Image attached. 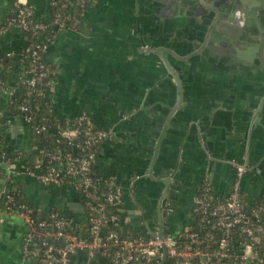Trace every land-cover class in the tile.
I'll use <instances>...</instances> for the list:
<instances>
[{
    "label": "crops",
    "instance_id": "1",
    "mask_svg": "<svg viewBox=\"0 0 264 264\" xmlns=\"http://www.w3.org/2000/svg\"><path fill=\"white\" fill-rule=\"evenodd\" d=\"M14 1L0 0V50L19 53L24 35L6 25ZM23 1L35 16L49 15L50 0ZM213 2L222 7L237 3L240 10H222L218 18L223 33L237 32V37L228 41L213 34L212 47L198 52L193 51L202 41L207 19L198 0H89L79 27L58 28L44 52L56 70L54 115L67 118L83 111L110 131L98 146L95 168L120 185L122 207L135 230L148 231L159 224L162 183L143 172L177 98L175 78L156 47L164 48L181 83L180 100L168 118L153 167L156 175H171L172 209L163 217L164 228L177 234L192 224L193 196L201 181L208 179L218 192L225 191L235 177L234 162L248 168L241 178L247 202L259 200L264 192V0ZM168 49L190 55L180 59ZM6 85H15V73ZM1 95L0 107L5 110L7 99ZM9 122L3 129H8L6 136L14 137L22 127L18 150L24 155L33 152L27 124L19 115ZM10 168L12 180L19 181L35 203L60 206L72 218L81 217V211L64 207L79 206L76 194L67 192L73 189L40 183L26 170L25 157ZM6 189L0 173V264H39L35 254L22 248L27 223L3 206ZM66 264L112 262L100 253L75 251Z\"/></svg>",
    "mask_w": 264,
    "mask_h": 264
},
{
    "label": "built area",
    "instance_id": "2",
    "mask_svg": "<svg viewBox=\"0 0 264 264\" xmlns=\"http://www.w3.org/2000/svg\"><path fill=\"white\" fill-rule=\"evenodd\" d=\"M13 6L16 7V11L13 18H7L6 25H14L20 31L26 29L30 17L35 16L32 6L23 0H15ZM53 22L58 25L63 24L59 15L53 18ZM35 26L43 28L44 24L37 23ZM2 29L0 27V31ZM47 45L46 43L42 45L37 43L36 47L46 50ZM25 50L30 51L32 55L36 53V49L31 47L30 43H26ZM4 52L7 55L18 54L12 51ZM39 65L42 66V64ZM35 69L36 66H33L27 70V78L21 74H15L14 86H7L6 82L0 84V93L7 99L16 89L18 80L33 85L36 79ZM19 116L23 117L27 125L30 123V118L25 113H21ZM10 117L7 122L10 121ZM66 119L69 125L60 129V135L67 139L74 151L58 147L48 152L40 148L39 151L46 154L36 156L34 168L26 167L28 173L44 185H65L75 191L79 204L83 207L82 215L76 219L69 215L73 221L86 218L87 228L92 234L88 239L66 230L67 220L64 216H59L57 211H51L50 217H53V220L50 222L45 219L38 220L36 224L39 227L48 225L41 233L45 239L49 237L61 239L60 243H56V245L49 243L45 248V252L54 263L66 264L70 254L78 249L86 248L90 255L100 253L109 257L112 264H159L163 256L165 259L162 264H264V250L258 245L264 239V204L251 208V212H249L247 205L238 196L241 178L248 169L247 165L233 163L235 177L231 183V192L226 197H216L217 190L212 189V183L205 179L201 191L193 196L192 211L193 221L197 222L196 228L189 229V225H187L177 234H172L169 231L163 232L162 237L157 234L158 227L152 228L154 234L143 229L136 235L120 236L115 228L107 229L108 223L115 221L117 215L106 213L105 207L107 203L122 206V189L112 175L104 172L97 174L93 170L97 156L93 143L109 137L110 131L104 127H95L89 130L88 136L77 141L80 127H91L92 119L85 112ZM43 127H38L36 130L39 131ZM18 160L19 158L13 157L4 162L5 179L11 177L9 175L10 167L15 165ZM104 184L110 189L102 190ZM262 197H264V192ZM11 198L12 195L8 193L7 188L3 206L7 212L20 214L27 223L28 231L24 237L22 248L24 253L32 254L27 245L35 230V220L30 215L31 209L27 207L20 211L11 210L5 200ZM171 209L168 197L162 203V211L166 214ZM236 230L242 233L243 238L231 240L232 234ZM182 232L187 237L185 241H181L177 237ZM219 233L222 235L216 236Z\"/></svg>",
    "mask_w": 264,
    "mask_h": 264
},
{
    "label": "trees",
    "instance_id": "3",
    "mask_svg": "<svg viewBox=\"0 0 264 264\" xmlns=\"http://www.w3.org/2000/svg\"><path fill=\"white\" fill-rule=\"evenodd\" d=\"M88 1L89 0H50L48 4L49 15L46 17H30L28 27L21 30L25 38V44L21 51L18 54L7 55L6 52L0 50V84H5L7 78L13 73L21 74L23 77L27 78V70L30 67L36 66L34 73L36 79L34 84L29 85L26 81L18 80L16 82V89L7 98L6 109L2 110L0 107V173H4L6 170L4 162L13 157L19 159L25 157L26 167L28 169L34 168L36 156L46 154L41 153L39 151L40 148H43L48 152L53 151L58 147H62L65 150H73V146L68 143L67 139L60 135V129L69 125L68 120L66 118L56 117L52 111V86L56 75L55 67L44 58L45 50L41 47H36V44H48L58 28H78L80 25L81 14L88 4ZM15 11L16 7L12 6L7 18H13ZM56 15H59V18L63 20L62 25L53 22V18ZM37 23L44 24V27L39 28L35 26ZM26 43H30L31 47L36 49L35 54L32 55L30 51L25 50ZM39 64H42V66ZM2 99L3 96L0 94V100ZM23 106H25V108H22ZM21 113H25L30 118V123L27 125V129L29 133V142L34 151L28 155H24V153L18 149L8 150L2 134L8 117L16 116ZM41 126L44 127L37 131L36 129ZM90 126L91 127L89 128H85L86 126L80 127L76 139L77 141H81L84 137L88 136L89 130L92 128L102 127L94 121L91 122ZM101 141L102 140L93 143V148L96 149V152L98 151V146ZM78 151L79 150L77 149L76 152L78 153ZM93 170L95 173L101 174L100 170L96 168H93ZM204 181L205 179L201 181L196 193L201 191ZM231 183L225 191H216V197H226L231 192ZM6 184L8 193L12 195V198L5 200L7 204L10 205L11 210L20 211L25 210L27 207L31 209L30 215L35 220V230L31 239L28 240L27 245L30 252L38 257L39 264H57L51 260V257L45 252V248L49 243H52L53 245L60 243L61 239H53L52 237L45 239V236L41 233L46 227H48V225L45 227H39L36 224V222L41 219H45L47 222L52 221L53 217H50L51 211H57L59 216L65 217L67 220L65 225L66 230L88 239L91 238L92 234L89 228H87L88 222L86 218H82L80 221H73L70 215L66 214L60 206L52 205L50 207H40L24 192L21 183L19 181H13L11 177L6 179ZM211 188L216 190L213 184H211ZM108 189L110 188L107 187V185H102V190L107 191ZM238 196L240 200L247 205L249 212H251V208L264 204V197L262 196L259 200L253 203H248L241 185L238 189ZM80 199L82 200L83 198L81 197ZM105 208L106 213H114L117 215L115 221L108 223L107 229L112 227L115 228L120 236L136 235L143 231L142 229L135 230L131 227L130 214L121 205L118 206L107 203ZM196 227V221H193L192 224L189 225V229H194ZM201 232L203 231L201 230ZM221 235L222 234L219 233L216 236L219 237ZM177 237L178 239H181V241L187 239L183 232L178 234ZM242 238V233L236 230L232 234L231 240H240ZM258 245L264 250V239H262Z\"/></svg>",
    "mask_w": 264,
    "mask_h": 264
},
{
    "label": "water",
    "instance_id": "4",
    "mask_svg": "<svg viewBox=\"0 0 264 264\" xmlns=\"http://www.w3.org/2000/svg\"><path fill=\"white\" fill-rule=\"evenodd\" d=\"M199 4H200V8L202 9V14L204 16H207L206 19V31L204 32V36L202 38V41L199 45V47L193 51V52H198L200 50L203 49V47H212V41L213 38H211L213 36V34H216L217 36H222L223 38H227L228 41H232L233 39H235L237 37V32L235 35L230 34L227 35L225 33H223L224 30L221 29V27H218V22H219V17H221L222 15V10H232V11H236L237 9L240 10V8L237 6V3L234 2V4L232 5H225L226 7H222L220 6L217 2H213V0H198ZM242 12L246 13L245 9H241ZM236 14L238 12H235ZM219 18V19H218ZM18 29V27H16ZM218 29H221V33H214L216 32ZM236 31H238L236 29ZM220 32V31H219ZM231 36V37H230ZM234 36V37H233ZM166 49V48H165ZM172 55H174L177 58L183 59L186 58L190 55V53L185 54V55H179L174 53L173 51H171L170 49H168ZM164 48L163 47H156L155 48V52L158 54V56L162 59V61L164 62L165 66L167 67L168 71L174 76L175 78V82H176V101H174V104L172 105L169 113L166 115V119L163 123L162 126H160L159 130H158V134L156 136V138L154 139V145H153V151L151 154V157L148 161V164L146 166L145 171L143 172V176H147L152 180L158 181L162 183V187L160 189L159 195H158V200H157V214H158V236L162 237L163 232H166L167 230L162 227L163 224V216L165 215V213L162 211V203L163 201L169 197V187H170V180H171V175H165V176H161V175H156L153 172V167H154V163L156 161V157L158 154V148L161 142V139L164 135V131L166 129L167 126V122H168V118L170 117V114L175 110V108L177 107L179 100H180V96H181V83H180V78L178 76L177 70L175 69V67H173V65L170 63L169 59L166 57V55L163 53ZM259 108V106H258ZM257 108V109H258ZM20 118L23 120V117L20 116ZM11 119H13V117H10V121ZM24 122V120H23ZM25 123V122H24ZM10 124V122H9ZM13 129L16 127H12ZM8 129H5L2 134L5 136V145L7 147L8 150L10 149H18V145L19 143L22 141L23 138V130L22 127H19V132L15 134L14 137H8L6 136ZM67 187V186H66ZM69 188V187H67ZM71 189V188H70ZM68 193L72 192V194H75L74 190L71 191H67ZM75 201H77V204H79V200L77 196H74ZM64 207L65 208H69L70 210H83L82 205L79 204V206L74 205L73 203H64ZM148 231L152 234H154V231L152 230V228H148ZM77 251H86L88 252V249L86 248H82V249H78ZM71 255V254H70ZM69 255V256H70ZM165 256H163V258L161 259L159 264H162L164 262Z\"/></svg>",
    "mask_w": 264,
    "mask_h": 264
}]
</instances>
